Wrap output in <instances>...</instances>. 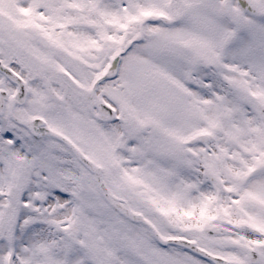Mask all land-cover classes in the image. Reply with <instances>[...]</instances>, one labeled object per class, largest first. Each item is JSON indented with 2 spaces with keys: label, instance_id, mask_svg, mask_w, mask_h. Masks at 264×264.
Here are the masks:
<instances>
[{
  "label": "snow or ice",
  "instance_id": "6c2138e0",
  "mask_svg": "<svg viewBox=\"0 0 264 264\" xmlns=\"http://www.w3.org/2000/svg\"><path fill=\"white\" fill-rule=\"evenodd\" d=\"M0 264H264V0H0Z\"/></svg>",
  "mask_w": 264,
  "mask_h": 264
}]
</instances>
